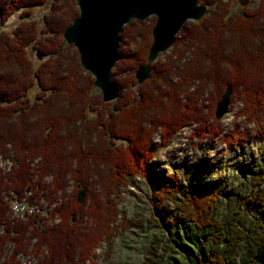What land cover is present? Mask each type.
<instances>
[{"label": "trees", "instance_id": "obj_1", "mask_svg": "<svg viewBox=\"0 0 264 264\" xmlns=\"http://www.w3.org/2000/svg\"><path fill=\"white\" fill-rule=\"evenodd\" d=\"M48 1L0 0V24L20 11L28 17L35 7ZM233 1L200 0L201 5H210L211 9L217 6L216 11L192 22L190 29H183L180 33H184L186 45L179 48L178 55L173 54L174 59L153 63L151 78L142 85L138 84L136 70L147 61L153 25L146 26L138 20L126 24L120 45H132L134 49H120V60L112 72L120 94L114 103L98 100L101 110L97 109V119L88 115L90 110L94 111L91 107L95 103L90 98L95 79L84 71L78 51L68 46L63 37L79 15L76 0L53 2L41 26L25 20L10 32L0 33V119H9L0 125V156L14 157L7 147L18 148L17 159L13 158L18 164L14 163L5 173L0 169V232H6L0 234V258L9 241L21 245L24 237L32 233L31 238L37 239L33 253L38 264H98L93 252L100 242L110 238L109 232L115 228L132 226L129 221L117 223L120 187L128 185L133 177L148 176L149 163L156 152L191 121L197 123L192 137L219 136L222 131L215 108L228 87L232 88V95L242 100L237 116L254 123L264 141V0H259L256 9L244 7L232 14ZM66 48L74 49L75 66L64 60ZM32 50L47 57L38 69L30 62ZM172 70L176 71L175 78L171 77ZM35 85L39 92L32 96L30 91ZM208 87L215 97L210 112L205 113L198 108V101ZM54 91L62 92V103L57 104V96H51ZM32 130L41 133L43 145L37 150L46 160L38 172L30 171L25 159L30 149L23 148L29 145ZM157 130L159 140L155 142ZM248 137L249 133L235 122L230 134L222 138L232 148ZM38 140L34 137L30 141L37 145ZM48 176L51 183L44 184ZM70 181L75 192L81 186L90 187L87 207L85 201L78 202L76 195L68 200L64 196ZM262 184L264 167L251 176L252 190L244 204L254 218L245 230L217 217L222 196L218 184L181 191L178 181L169 178L159 196L174 204L188 226L182 232L175 226V217L163 221L168 230L150 241L142 264H229L227 254L237 247L242 250L247 239H252L254 245L244 257L245 264L252 259L263 263L264 203H260L263 198L259 189ZM4 188L16 198L29 190L46 199L49 206L54 205L49 218L41 221L35 219L36 214H30L28 222L13 224L15 218H11L9 202L2 193ZM56 219L58 223H54ZM155 223L162 227V223ZM18 224L22 225L21 231L13 229ZM169 224H174V228ZM211 241L224 246L217 250L208 245ZM20 252L26 249H14L1 264H20ZM171 252L178 253L182 260Z\"/></svg>", "mask_w": 264, "mask_h": 264}, {"label": "rangeland", "instance_id": "obj_2", "mask_svg": "<svg viewBox=\"0 0 264 264\" xmlns=\"http://www.w3.org/2000/svg\"><path fill=\"white\" fill-rule=\"evenodd\" d=\"M55 1L57 0H49L45 5L35 7L32 10V13L28 15V17H24L21 11L15 13L7 20L6 23L0 24V33L4 31L10 32L25 20L37 22L40 26L43 25L44 15L51 10V6ZM258 4L259 0H234L230 6V10L231 13L234 14L240 12L244 7L256 9ZM199 6H201L200 0ZM202 6L206 7V14L204 15V17H208L211 14L212 10H215V8L217 7L216 6L211 9L210 5ZM77 8L79 10L78 5ZM156 20L157 16L152 15L145 20L138 21L143 22L146 26L152 24L153 31ZM195 21L197 22L199 20H187L180 32H182L183 29L186 30L187 28L190 29L191 27H193L192 22ZM180 32L177 35V38L180 40H178L177 46L175 42L174 45L167 51L160 53L153 63H156L157 61L162 63L169 59H174L175 57L173 54H179V48L185 46L187 43V40L183 38L184 33ZM67 45L71 46L69 44ZM72 46L75 48L74 45ZM120 46L118 52H120L121 48L126 52L132 51L134 49L132 45H130L129 47L124 45ZM172 55L173 57H171ZM63 57L64 60L69 61L71 66L76 65V56H74L73 48H66ZM46 60L47 57L39 56L37 51L32 50L30 62L31 64H34L37 69L40 68ZM81 67L83 68V66ZM61 71H64V68ZM84 71L90 73L85 69ZM175 72L176 71L172 70V78H175ZM80 75L84 76L82 74ZM91 77L94 78V75L91 74ZM127 77L123 79L125 85L127 86L126 88H128ZM114 82L116 83L115 80ZM138 84L142 85L143 83L140 84L138 82ZM125 90L128 91L127 89ZM211 91L212 88L208 87L203 98L198 101V108L204 110L205 113H207L208 111L210 112V104L213 102V98L215 97V95H212L213 91L212 93ZM30 92L32 96H34L35 94L37 95L39 92V86L35 85ZM52 95L57 96V104L62 103L60 102L63 99L62 92L60 93L58 91H54L51 96ZM91 96V101L95 103L92 104L91 107L92 109H94V111L90 110L88 112V115L90 119H97V116H99L97 109H99L100 107L98 104V100L102 98L101 90L95 87V89L91 92ZM115 101L107 103H114ZM241 106L242 100L236 94H233L231 95V103L228 112L220 119H217L215 114V118L219 122V128L222 131V133L215 138H212L210 135L204 138L192 137V130L197 123L191 121L188 126H185L173 136L167 146H165L164 148H160L156 152L149 163L148 176L133 177L131 178V181L128 185L120 187V195L116 199L117 208L120 212L117 218V223L122 224L123 221H129L132 226L128 229L119 226L117 229L115 228L114 230H112L111 233L109 232L110 238L102 240L100 242L99 246L93 252V259L96 260L98 264H142L150 241L155 236L163 235L166 230H168L167 227L162 223L163 221L168 222V217H175L177 222V225L175 226L178 227L182 232L183 229L188 226V223L180 218L174 204L167 198H162L159 196V193L162 191L163 183L169 178H173L178 181L181 191L186 188H197L205 185H211L213 183L218 184L220 189L222 190V196L219 208L217 210V217L235 223V226L240 229H246V225L253 224L252 220L254 217H252L244 202L249 199V195L252 190L251 176L255 172L259 171L262 167H264V141L258 136V128L254 123H249L245 118L237 116V112L241 108ZM53 112L54 108H52V113ZM3 118H5V116H3ZM4 122H9V119H0V125H3ZM235 122L239 124V127L242 130H245L249 133V137L242 144L234 145L232 148H230L223 141L222 137L225 134H230V131L232 130ZM79 127L80 125H78V128ZM39 136H41V133L33 130L30 131V140L34 137L35 139L38 138L40 140H38L37 145L31 144L32 141L29 140V145L23 147L30 149L27 150L26 154H28V156L25 157V159L29 162L30 171L32 172L34 171L33 169L38 172L41 168V165L43 167L45 163L44 161H46L42 154H40V151L37 150L38 147H41L43 145V142L41 141V138ZM153 140L155 142H158L159 130H157V133L154 135ZM116 142L120 144L121 141ZM7 148L9 150V153L14 157L5 159L4 157L0 156V169L4 173L10 171L11 166L14 163L16 164L13 158L16 157L15 154L18 151V148L16 149L15 147L9 146ZM43 182L44 184L51 183V176L44 178ZM44 184L41 182L40 188L44 189L43 192L45 193ZM75 188L76 187H74L73 182L70 181L66 186V193L64 195L67 200L74 195L79 197V194L84 187H79L77 192H75ZM259 189L261 191V198H263V202L260 201V203H264V184H262ZM85 190L86 191L83 202L85 201V205L87 207L88 204L86 201L92 191L90 187L86 188ZM2 193H4L5 195V200L9 202L11 218H15L12 220L13 224H17V222L19 221L28 222V217L30 216V214H36L35 219L47 217L49 218L50 210L52 206H54H49L46 199H40L38 195L32 194L29 190H27L24 195L19 197L20 199L16 198V195H10V192L5 188L2 190ZM59 200L60 199H58V201ZM58 201L56 202L59 203ZM162 214H164V217H162ZM58 221L59 220L56 219L54 223H58ZM155 221H157V223H162V227L159 228L156 225ZM91 222L92 218L90 217L88 223L91 224ZM19 224L16 225L17 228H13L15 231H18V229H20L19 227H22V225ZM169 226L171 228H174V224H169ZM21 230L22 229H20V231ZM225 231L228 232L229 228L226 227ZM261 231L264 233V229H261ZM3 232L5 231L3 230ZM3 232L1 231L0 234L3 235ZM11 233L12 231L10 232V234ZM14 234L15 233L13 232L11 236L14 237ZM31 235L32 233L27 234L22 240L21 245L17 242H14L15 240L9 241L4 247V255L0 258V264L5 260V256L8 257V255H10L13 250L17 248H19L20 250L26 249V252H20L18 256L20 264H38V261L36 257H34L33 253V247L37 239L35 237L31 238ZM25 243H27V245H25ZM208 245L214 247L217 250L222 249L224 246L212 241ZM253 245V240L247 239L242 243V250H239V247H237V249L232 253L227 254V258H229L230 261L229 264H245L246 261H244V257L249 252H252ZM171 255L179 260H182V257L178 253L171 252ZM252 260L254 262L252 261L250 264H264V262L260 263L255 259Z\"/></svg>", "mask_w": 264, "mask_h": 264}, {"label": "water", "instance_id": "obj_3", "mask_svg": "<svg viewBox=\"0 0 264 264\" xmlns=\"http://www.w3.org/2000/svg\"><path fill=\"white\" fill-rule=\"evenodd\" d=\"M79 16L64 31V39L79 52L81 65L94 75L95 87L102 93L105 103L119 97V88L113 80L112 70L119 61V46L123 27L132 19L145 20L157 16L153 28V41L147 63L136 70L140 84L150 79L152 63L160 53L171 48L187 20H200L206 7L199 0H76ZM232 88L228 87L217 104L216 118L229 110ZM85 188L78 200L83 202Z\"/></svg>", "mask_w": 264, "mask_h": 264}, {"label": "bare ground", "instance_id": "obj_4", "mask_svg": "<svg viewBox=\"0 0 264 264\" xmlns=\"http://www.w3.org/2000/svg\"><path fill=\"white\" fill-rule=\"evenodd\" d=\"M155 24V23H154ZM255 195V194H254ZM261 195V194H260ZM260 201V200H259ZM264 205V204H263ZM263 209V208H262ZM233 217V216H232ZM210 220V219H209ZM218 221V220H217ZM197 224H199L198 222H196ZM211 223V222H210ZM201 225V224H200ZM199 225V226H200ZM213 225V224H212ZM216 225V224H215ZM214 226V225H213ZM220 227H221V225H219ZM219 228V227H218ZM222 229V228H221ZM226 229V228H225ZM232 229V228H231ZM234 230V229H233ZM246 230V229H245ZM197 231V230H196ZM201 232V231H200ZM230 232H232V231H230ZM257 233V232H256ZM242 234H244V233H242ZM205 242V241H204ZM253 247V246H252ZM232 257V256H231Z\"/></svg>", "mask_w": 264, "mask_h": 264}]
</instances>
